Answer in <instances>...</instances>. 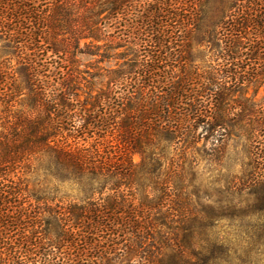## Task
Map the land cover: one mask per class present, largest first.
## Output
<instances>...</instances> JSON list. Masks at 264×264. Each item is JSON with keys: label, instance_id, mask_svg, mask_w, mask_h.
<instances>
[{"label": "trees", "instance_id": "1", "mask_svg": "<svg viewBox=\"0 0 264 264\" xmlns=\"http://www.w3.org/2000/svg\"><path fill=\"white\" fill-rule=\"evenodd\" d=\"M43 1L0 0V257L5 246L2 237L7 234L6 231L10 232L11 228L26 231L24 223L32 213H36L31 210L34 196L24 194L26 190L20 183L22 176H16L22 169L24 160L34 155L43 153L42 157L45 156L48 161L46 170L55 180L57 178L82 185L87 182L88 174H101L109 168L108 172H112L109 184H113L110 190L113 191L122 185L138 183L137 173L141 169L140 172L145 175L156 176L153 183L155 189L165 193L164 187L170 180L160 179L157 174L164 169L166 143L179 138L177 134H180L185 120L195 123L200 121L205 131L213 136L217 131L227 134L231 129L241 128L246 122L252 129L248 131L246 126L242 130L251 136L252 133H257L258 127L263 126L260 112L254 110L253 106L249 107L248 103L253 100L246 98V95L252 89L255 97L264 86V0H216L212 14L217 19L206 28L205 36L207 40H213L215 31L220 28L215 40L220 41V48L222 47L219 54L223 66L218 67L214 75L203 78L204 91L200 94L201 97L206 96L205 101L198 103V106L191 105L190 109L185 110L186 115L180 114L186 119L180 118L178 121L174 118L177 115L172 116L170 108L176 109L183 104L182 94L187 93L185 86H190L192 76L183 75L184 70L181 77L170 71L168 76L158 73H166L167 63L171 70L176 69V65L180 63H186L181 55L166 59L167 56L164 57L163 54L169 44L173 45L176 41L177 32H180L177 25L181 20H186L187 24L192 19L199 24L208 19L207 1L189 0L185 4V12L188 13L186 17H181V5L176 4L177 2L172 6L174 11L168 21L164 22L161 15L152 17L150 26L147 25L144 48L147 50L153 43L157 50L150 55L146 53L144 57L134 55L128 69L122 73L127 87L115 99L116 115L112 113L110 119H104L105 123L97 111L92 112L97 104H101L100 97L93 99L89 110L87 104L78 99L74 101L78 104H73V98L78 97L75 91L77 84L81 85L80 82L77 83L81 79V73L72 68L74 60L70 56L74 57L82 52L80 43L83 40H90L88 45L104 40L106 34L98 27L99 17L105 14L104 21L113 22L119 14L126 16L133 13V3L137 0H51L52 3L44 8ZM167 3L168 0L164 3L158 2L160 6L157 12H161ZM83 8L86 11L80 13ZM86 12L89 16L85 15ZM155 19L156 23L153 22ZM128 44L133 47L132 41ZM160 50L163 54L159 53ZM49 53L51 57L62 56L59 67L62 78L58 83L61 90L52 98L42 93L40 83L43 82L39 80L42 73L45 74L53 68L47 61L48 58L45 59ZM11 57H17L18 67L15 71L10 68L8 59ZM61 70L66 73H61ZM159 88L162 89L161 93L163 88L170 90L165 95H159ZM24 92L28 93L30 101L27 112L23 110L24 104L18 102ZM238 94L239 97L233 99ZM230 102L237 103L242 108H231ZM17 104L23 109H18ZM120 117V121L115 120ZM100 127L106 133L113 131L120 134L118 147L110 146L105 152V148L109 146L105 147L104 144L108 142L103 141L88 149L79 146L81 140L85 141L86 135L93 137L95 133L91 130ZM71 137L76 141L75 147L69 143ZM102 148L104 152L100 151ZM135 154L142 157L140 166L133 161ZM51 168L56 171L51 172ZM118 174L122 179H118ZM43 199L36 198L38 201ZM28 201L30 202L27 204ZM46 201L51 200L47 198ZM106 203L105 210L100 211L102 217L108 220L109 214L105 213H116L121 204L117 195ZM159 205L150 202L145 207L157 209ZM104 211L106 212L103 213ZM83 215L84 209L74 204L67 214H56L59 219L54 218V221H61L59 216L79 221ZM36 219L42 220L40 227L43 226L44 229L46 224L51 225L45 218L41 219V216ZM118 222L115 219L109 223L97 222L96 236L101 229L103 233L110 232V226L119 228ZM166 223L167 221L161 220L158 226L164 227ZM154 226L148 228L154 229ZM137 229H132L129 234L136 233ZM111 235L115 236L108 233V240L115 244L116 239ZM192 239L194 238L188 237L184 241L179 239L178 249L173 254L169 252L167 260L161 253H154L155 255H150L149 261L153 264H195L196 261L192 262L195 258L201 260L199 264H216L218 257L212 250L215 241L208 240L200 249H194ZM114 249L110 251L111 255ZM134 250L132 248L129 252ZM102 255L105 258L107 256L106 253ZM78 256L83 258L84 255ZM110 257V261L119 258L116 255ZM170 259L176 260V263H170ZM0 262L2 264L4 261L1 259Z\"/></svg>", "mask_w": 264, "mask_h": 264}, {"label": "rangeland", "instance_id": "2", "mask_svg": "<svg viewBox=\"0 0 264 264\" xmlns=\"http://www.w3.org/2000/svg\"><path fill=\"white\" fill-rule=\"evenodd\" d=\"M50 1L44 0L42 7L49 6L52 3ZM165 1L137 0L133 3L135 11L131 12L132 14H119L113 22L104 21L105 14L98 18V27L106 34L104 40L91 45H88L90 40H83L80 43L82 52L74 57L70 56L74 60L72 68L81 73V79L77 82L81 85L77 84L75 91L78 97L73 98V104H78L74 102L78 99L87 104L89 110L91 102L100 97L101 104L96 103L97 106L92 112L97 111L103 123L104 119L113 115L112 113L116 115L115 99L124 93L127 87L122 73L128 69L131 60L135 58L134 55L144 57L146 53L150 55L157 50L153 43L147 50L144 48L147 25L150 26L152 17L161 15L164 22L168 21L174 11L172 6L176 2L181 5V17L188 14L185 12V4L189 0H168L167 5L158 13V2ZM206 1L209 9L208 19L206 17L207 20L199 24L192 19L187 24L186 20H181L177 25L180 32H177L176 41L173 45L169 44L164 54L162 50L159 52L164 57L167 56L166 59L181 55L186 63L176 65L173 70L167 63L166 73L158 75L168 76L170 71L181 77L184 70L183 75L192 76L190 86H185L187 93L182 94L183 104L176 109L170 108L172 116L177 115L174 117L177 121L180 118L186 119L180 114L186 115L185 110L191 105L198 106V103L205 101L206 96L201 97L200 94L204 89L203 78L214 75L216 69L223 66L219 54L222 47L220 48V41L215 40L220 28L215 31L213 40H207L205 36L206 28L217 19V16L212 14L216 0ZM85 11V8L80 9V13ZM85 15L89 16L88 12ZM153 22L156 23L157 20ZM130 41L133 47L129 46ZM46 58L53 68L41 74L39 80L43 83H40V88L42 87V93L52 98L61 90L58 83L62 78L59 68L62 56L51 57L49 53ZM8 61L10 68L17 70V57H11ZM62 72L66 73L61 70ZM163 89V93L162 89H158L159 95H165L170 90ZM253 92L250 89L245 95L253 100L248 103L249 107L253 106L262 117L260 122L263 126L257 128L256 134L252 133L250 136L243 132L242 128L246 126L248 131L252 129L248 122L241 128L231 129L227 134L223 135V131H217L213 136L205 131L200 121H184L180 134H177L179 138L166 143L164 169L162 173L157 174L160 179L170 180L164 187L165 193L155 189L153 183L156 176L145 175L140 172L141 169H138L137 173L138 183L122 185L111 191L113 184L110 186L109 181L112 172H108L109 168L101 174H88L87 182L77 185L74 182L51 178L46 170L48 161L45 156L42 157L43 153L24 160L22 169L16 176H22L20 183L26 190L24 194L34 196L31 200V210L36 213H32L24 223L26 231L11 228L10 232L6 231L7 234H4L2 242L5 246L0 257V261H4L2 264H153L149 261L150 255L161 253L167 260L170 253L173 254V251L178 249L179 239L184 241L188 237L194 238V249H200L208 240L215 241L212 250L218 257L216 264H264V86L255 97ZM24 93L22 99H18V102L24 104V109L18 104L17 107L27 112L30 101L28 93ZM238 97L239 94L233 99ZM229 104L231 108H242L234 102ZM120 119L121 117L115 118L116 121ZM100 129L102 127L91 130L95 133L93 137L86 135L85 141L81 140L79 146L88 149L103 141L108 142L104 144L105 147L109 146L105 148V152L110 146L118 147L120 134L113 131L106 133L104 129ZM75 142L73 137L69 138L73 147L76 146ZM100 151L104 152V149ZM149 153L150 150L147 154ZM133 161L140 166L141 155L135 154ZM54 171L56 170L51 168V172ZM117 177L122 179L120 174ZM160 179L157 178L159 181ZM122 182L121 180L120 183ZM116 195L121 206L116 213L104 211L103 213L109 214L110 217L106 220L100 210H105L104 204ZM36 198L44 199L38 201ZM47 198L51 201H46ZM150 202L160 205L157 209L145 207V204ZM74 204L84 209L81 220L77 221L70 216L69 220L68 217L59 216L61 221H54V218L59 219L56 214H67ZM37 216L45 218L51 225L46 224L45 229L40 227L43 222L37 220ZM114 219L119 221V228L110 226V232L103 233L101 229L96 236L97 222L109 223ZM161 220L167 221L164 227L158 226ZM149 226H154V229H149ZM136 228V233L129 234ZM108 233L115 234L111 235L116 239L115 244L108 240ZM112 237L110 239H113ZM136 237H142L138 240L143 242L139 243ZM112 248H115V253L111 255ZM132 248L135 250L131 253L129 250ZM102 253H106V258ZM129 253L131 254L128 255ZM81 254L84 255L83 258L78 256ZM23 255L25 257H22ZM114 255L119 257L118 260L114 258V261H110V256ZM172 261L173 259L169 260L170 263H176V260ZM195 261V264H199L201 260L193 258L192 262Z\"/></svg>", "mask_w": 264, "mask_h": 264}]
</instances>
